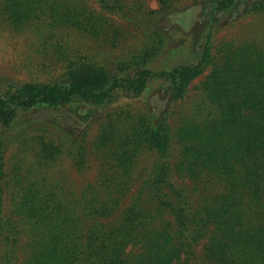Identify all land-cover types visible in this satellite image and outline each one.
Returning a JSON list of instances; mask_svg holds the SVG:
<instances>
[{"label":"trees","instance_id":"16d2710c","mask_svg":"<svg viewBox=\"0 0 264 264\" xmlns=\"http://www.w3.org/2000/svg\"><path fill=\"white\" fill-rule=\"evenodd\" d=\"M185 1L206 3L197 61L150 68L161 33L113 62L70 40L118 47L126 31L110 14L141 26ZM158 2L0 0L2 23L65 63L63 79L0 92V264H264V42H215L232 10L263 14L264 0ZM156 80L170 109L120 103ZM74 105L93 115L84 126L36 117Z\"/></svg>","mask_w":264,"mask_h":264},{"label":"rangeland","instance_id":"374dc122","mask_svg":"<svg viewBox=\"0 0 264 264\" xmlns=\"http://www.w3.org/2000/svg\"><path fill=\"white\" fill-rule=\"evenodd\" d=\"M126 1L130 5L142 2L146 8L152 10L159 7L158 0ZM180 5L182 8L165 14H158V17L153 19V23L144 22L141 26L135 25L129 17L124 18L121 12L110 14V17L123 25L126 31L125 37L118 47L101 46L93 38L81 37L73 31L71 32L73 37L70 40L75 46H84L86 52L113 62L121 53L142 46L143 37L148 36V33L149 35L161 33L165 39V48L151 61L150 68L168 69L178 64L191 63L197 61L204 43L203 38L208 31L206 3L185 1ZM244 9L245 2L232 10L227 15V19L222 21V25L217 28L215 35L216 43L231 39H257L264 42V13L241 16ZM134 13L135 16L138 14L137 12ZM136 20L144 21V18L136 16ZM156 31L157 33H155ZM64 73L65 63L57 59L55 46L53 48L51 43L45 44L39 34L34 33L33 30L16 32L0 21V92L6 91L11 84L24 81L60 80L64 78ZM202 78V76L199 77L195 84L200 82ZM192 87L194 91V85ZM120 103L131 104L138 108L151 109L155 113H160L171 107L169 87L161 80L152 81L145 94L136 99L123 98ZM78 106H69L60 110H44V115L38 114L36 117L50 119L47 117L60 116L61 123L72 127H81L92 119L93 115L90 116L87 107L77 108ZM184 108L185 104H176V112L173 118L177 117ZM76 111H79L77 112L78 115L74 114ZM90 111L100 115L103 110L99 111L98 109L96 111V109L90 108ZM97 128L96 125L93 130L94 134ZM66 165L68 166L67 163ZM93 165L95 167V163ZM93 167L91 169L95 170ZM91 169L88 173H91Z\"/></svg>","mask_w":264,"mask_h":264}]
</instances>
